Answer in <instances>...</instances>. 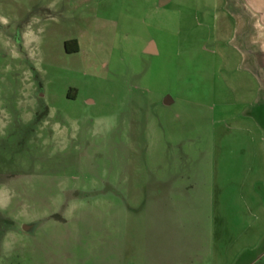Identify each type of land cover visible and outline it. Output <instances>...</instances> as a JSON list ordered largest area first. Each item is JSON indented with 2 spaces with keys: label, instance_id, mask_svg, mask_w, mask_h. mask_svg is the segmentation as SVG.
Returning a JSON list of instances; mask_svg holds the SVG:
<instances>
[{
  "label": "rangeland",
  "instance_id": "rangeland-1",
  "mask_svg": "<svg viewBox=\"0 0 264 264\" xmlns=\"http://www.w3.org/2000/svg\"><path fill=\"white\" fill-rule=\"evenodd\" d=\"M225 7L0 0V264H161L150 253L161 223L150 218L151 183L184 163L177 186L199 165L211 183L216 139L232 129L221 105L229 50L209 39L217 24L229 36ZM153 38L156 55L143 49ZM201 222L168 238L182 248L171 264H220L222 245L262 232L255 222L248 238L211 237Z\"/></svg>",
  "mask_w": 264,
  "mask_h": 264
},
{
  "label": "crops",
  "instance_id": "crops-1",
  "mask_svg": "<svg viewBox=\"0 0 264 264\" xmlns=\"http://www.w3.org/2000/svg\"><path fill=\"white\" fill-rule=\"evenodd\" d=\"M156 1L160 8L170 0ZM222 10L221 22H227L229 36L223 38V28L217 24L209 39L214 38L221 54L223 46L229 50L230 58L224 56V65L230 74L221 72L220 78L229 87L231 98L221 105L231 110L232 129L216 139L211 183L207 182L204 167L199 165L193 183L185 181L177 186L173 178L186 179L185 163L178 166L179 170H170L171 176L166 180L157 176L156 182L151 183L154 212L150 218L161 223L157 232L151 234L150 253L158 255L161 264H171L174 254L181 252L182 248L177 249L179 252L177 246L167 242L176 231L182 234L188 218L202 221L198 227L210 228L206 235L211 237L248 238L255 231V222H262L263 233L258 234L257 241H245L237 247L235 239L227 247L222 245L218 253L220 264H253L264 257V0H227V7ZM143 49L154 55L161 52L154 38L144 42ZM165 101L171 103L173 99L167 97ZM199 153L203 158L207 156L206 150Z\"/></svg>",
  "mask_w": 264,
  "mask_h": 264
},
{
  "label": "trees",
  "instance_id": "trees-1",
  "mask_svg": "<svg viewBox=\"0 0 264 264\" xmlns=\"http://www.w3.org/2000/svg\"><path fill=\"white\" fill-rule=\"evenodd\" d=\"M65 47L67 51H76L78 50L77 39H70L65 41Z\"/></svg>",
  "mask_w": 264,
  "mask_h": 264
}]
</instances>
